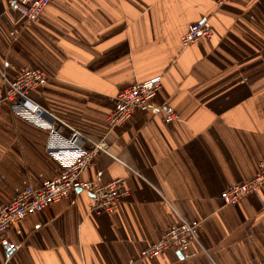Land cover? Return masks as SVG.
<instances>
[{"label":"crops","instance_id":"1","mask_svg":"<svg viewBox=\"0 0 264 264\" xmlns=\"http://www.w3.org/2000/svg\"><path fill=\"white\" fill-rule=\"evenodd\" d=\"M211 37L181 47L192 22ZM264 0H50L26 24L0 0V206L61 168L46 133L2 100V74L43 70L34 102L99 138L122 89L161 76L151 109L109 131L81 180L121 177L112 213H89L77 190L13 223L0 264H264V189L226 205L220 193L264 158ZM164 106L177 118L165 122ZM200 221L187 250L140 251L179 219Z\"/></svg>","mask_w":264,"mask_h":264},{"label":"built area","instance_id":"2","mask_svg":"<svg viewBox=\"0 0 264 264\" xmlns=\"http://www.w3.org/2000/svg\"><path fill=\"white\" fill-rule=\"evenodd\" d=\"M11 4L24 18L26 24L34 22L50 0H4ZM230 0H216L223 4ZM211 25L207 19L192 22L180 36L181 47H186L211 37ZM264 47V36H263ZM47 82L46 73L37 68L24 67L10 79L2 74L3 95L14 114L46 133L45 151L55 160L61 170L59 174L44 180L40 187L23 188L7 204L0 206V247L8 252L15 247L6 237L7 229L15 222L35 212H43L56 201L69 197L78 189L89 195L88 211L96 215L112 213L129 192L123 178L105 183L81 180L82 171L95 156L105 152L104 138L116 126L127 121L135 109L147 111L161 87V76H155L118 92L114 108L104 119V133L99 138L74 128L62 116L31 100L30 93L42 88ZM162 118L169 122L177 118L171 106H164ZM264 189V158L258 162L257 170L247 180L233 184L220 193L222 202L235 205L244 196ZM200 221H179L171 225L161 237L140 251L143 258H152L165 250L183 252L197 241Z\"/></svg>","mask_w":264,"mask_h":264}]
</instances>
